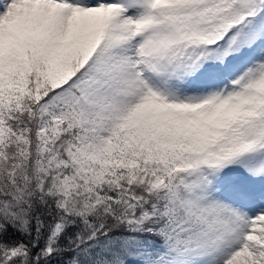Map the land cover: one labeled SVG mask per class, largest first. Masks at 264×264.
<instances>
[{
    "label": "snow or ice",
    "instance_id": "obj_1",
    "mask_svg": "<svg viewBox=\"0 0 264 264\" xmlns=\"http://www.w3.org/2000/svg\"><path fill=\"white\" fill-rule=\"evenodd\" d=\"M0 264H264V0H0Z\"/></svg>",
    "mask_w": 264,
    "mask_h": 264
}]
</instances>
